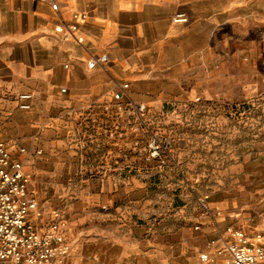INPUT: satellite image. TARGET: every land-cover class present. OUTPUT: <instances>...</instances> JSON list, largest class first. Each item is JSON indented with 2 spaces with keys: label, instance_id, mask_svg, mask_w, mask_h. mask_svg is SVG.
<instances>
[{
  "label": "rangeland",
  "instance_id": "obj_1",
  "mask_svg": "<svg viewBox=\"0 0 264 264\" xmlns=\"http://www.w3.org/2000/svg\"><path fill=\"white\" fill-rule=\"evenodd\" d=\"M247 4V18L219 32L224 86L213 96L200 89L196 67L178 92L144 105L140 119L125 108L127 95L121 111L110 96L94 122L63 110L36 118L17 109L15 95H0V143L22 164L37 205L29 220L42 231L61 221L67 256L114 234L137 248L126 264H224L217 251L232 232L252 238L264 230V0ZM214 55L204 57L209 74ZM154 137L160 159L148 158ZM107 154L120 170H100Z\"/></svg>",
  "mask_w": 264,
  "mask_h": 264
},
{
  "label": "crops",
  "instance_id": "obj_2",
  "mask_svg": "<svg viewBox=\"0 0 264 264\" xmlns=\"http://www.w3.org/2000/svg\"><path fill=\"white\" fill-rule=\"evenodd\" d=\"M247 1L54 0L53 11L37 0H0V95L29 93L36 118L63 110L71 118L86 114L94 122L95 114L107 112L115 82L128 85L130 99L160 105L157 96L164 101L166 91H177L181 78L196 67L200 89L213 96L224 86L216 50L219 32L227 21L240 25L247 18ZM179 14L185 23L173 22ZM71 25L74 32L67 30ZM59 27L62 31H55ZM207 52L215 53L210 74ZM100 56L107 57V65L88 69L87 62ZM228 81L236 86L234 77ZM114 158H100L104 174L120 170L109 166ZM136 249L114 234H101L81 242L75 258L67 256L64 264H93V258L126 264Z\"/></svg>",
  "mask_w": 264,
  "mask_h": 264
},
{
  "label": "built area",
  "instance_id": "obj_3",
  "mask_svg": "<svg viewBox=\"0 0 264 264\" xmlns=\"http://www.w3.org/2000/svg\"><path fill=\"white\" fill-rule=\"evenodd\" d=\"M48 3L53 11H57L54 0H37ZM182 14L173 18L174 23H185ZM69 32L76 30L75 25L67 27ZM55 31L61 32L62 28ZM106 56L93 57L86 66L88 69L104 68L107 65ZM67 69V65L63 66ZM128 85L115 82L112 86L111 97L122 110V103L127 95ZM61 93L65 90L61 89ZM32 96L20 93L15 97L18 110L28 112L31 109ZM137 119L143 115V104L128 100L125 105ZM148 158L160 159L163 151L162 143L152 138L148 145ZM162 150V151H161ZM24 149L20 150L23 153ZM28 179L23 173L22 164L10 157L7 147L0 143V264H63L69 253V245L63 235L64 224L53 221L47 230L36 229L29 220L30 214H36V202L27 196ZM201 207L204 208L203 205ZM231 241L217 251L218 256L226 255L224 264H264V230L257 232L252 238L244 233L234 231ZM204 262L205 256L201 257Z\"/></svg>",
  "mask_w": 264,
  "mask_h": 264
}]
</instances>
